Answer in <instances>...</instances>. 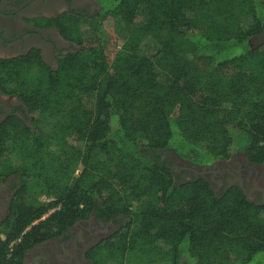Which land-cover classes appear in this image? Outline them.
I'll return each mask as SVG.
<instances>
[{"label": "trees", "instance_id": "16d2710c", "mask_svg": "<svg viewBox=\"0 0 264 264\" xmlns=\"http://www.w3.org/2000/svg\"><path fill=\"white\" fill-rule=\"evenodd\" d=\"M95 1V17L43 19L79 47L56 69L38 52L0 59L1 92L31 117L0 123V184L21 178L0 222V264H23L93 211L123 220L86 253L91 264L264 255V206L238 187L217 197L203 178L175 183L156 155L205 165L243 152L264 163V44L249 45L263 32L264 0ZM103 27L120 42L110 62Z\"/></svg>", "mask_w": 264, "mask_h": 264}, {"label": "flooded vegetation", "instance_id": "af4514ba", "mask_svg": "<svg viewBox=\"0 0 264 264\" xmlns=\"http://www.w3.org/2000/svg\"><path fill=\"white\" fill-rule=\"evenodd\" d=\"M98 11L95 0H0V59H15L38 52L45 66L56 69L59 57L74 53L79 47L65 40L57 28L43 27V19L56 18L64 13L89 18L95 17ZM263 33L264 26L263 32L253 38L258 39V47L264 44ZM10 117H17L30 126L31 117L23 102L0 90V123ZM148 154L153 155L152 152ZM156 155H161L166 167L174 174L175 183L203 178L217 197L230 187H238L250 202L264 206V163L252 164L243 152L205 165L182 160L172 150L157 151ZM20 180V175L14 174L0 184V222L7 217ZM122 220V215L105 220L93 211L60 237L29 251L23 264H91L85 258L86 253L116 231ZM35 252L40 253L32 261Z\"/></svg>", "mask_w": 264, "mask_h": 264}, {"label": "rangeland", "instance_id": "374dc122", "mask_svg": "<svg viewBox=\"0 0 264 264\" xmlns=\"http://www.w3.org/2000/svg\"><path fill=\"white\" fill-rule=\"evenodd\" d=\"M257 40H258L257 38L256 39L252 38V41L249 43V45L253 49H256L258 47V41ZM262 40H263V38H262ZM99 41H100V43L98 46H100V50H101L103 56L105 57V59L107 61L110 62L113 59L114 54L117 53V51L119 50L120 42L117 40V38L113 34L112 29L104 28V27H103L102 33L100 35ZM76 146L80 150L83 149L82 143H77ZM172 166H173L172 163H170V167H172ZM78 170H77V172H78ZM44 201L47 202L46 200H44ZM263 262H264V255L258 254L253 258V260L249 264H260Z\"/></svg>", "mask_w": 264, "mask_h": 264}, {"label": "crops", "instance_id": "0c3cea01", "mask_svg": "<svg viewBox=\"0 0 264 264\" xmlns=\"http://www.w3.org/2000/svg\"><path fill=\"white\" fill-rule=\"evenodd\" d=\"M39 253H40V252H35V254L32 255V257H31V260L34 261V259H37ZM43 254H44V253H43ZM35 262H36V260H35Z\"/></svg>", "mask_w": 264, "mask_h": 264}, {"label": "built area", "instance_id": "2783aa9c", "mask_svg": "<svg viewBox=\"0 0 264 264\" xmlns=\"http://www.w3.org/2000/svg\"><path fill=\"white\" fill-rule=\"evenodd\" d=\"M76 174H78V172H76Z\"/></svg>", "mask_w": 264, "mask_h": 264}, {"label": "water", "instance_id": "95a60500", "mask_svg": "<svg viewBox=\"0 0 264 264\" xmlns=\"http://www.w3.org/2000/svg\"><path fill=\"white\" fill-rule=\"evenodd\" d=\"M25 257H27V255Z\"/></svg>", "mask_w": 264, "mask_h": 264}]
</instances>
